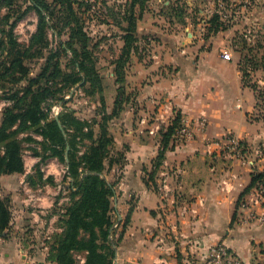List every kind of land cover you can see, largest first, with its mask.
I'll list each match as a JSON object with an SVG mask.
<instances>
[{"label": "crops", "instance_id": "0c3cea01", "mask_svg": "<svg viewBox=\"0 0 264 264\" xmlns=\"http://www.w3.org/2000/svg\"><path fill=\"white\" fill-rule=\"evenodd\" d=\"M203 19L182 30L179 20L171 28L147 27L145 32L157 38L150 55L154 60L132 65L133 95L112 119V154L123 157L121 163L107 161L104 173L114 183L112 219L122 224L114 264H210L219 245L245 264H264V194L256 201L248 197L247 207L238 205L253 173L264 169V121L251 116L256 97L237 61L220 52L231 30L213 32L206 45ZM176 111L190 120L194 134L171 141L157 172V184L167 174L169 190L163 191L148 183L162 148L160 131L149 132L150 120L166 123ZM227 133L247 144L245 156L220 147ZM26 146L25 170L0 175V195L9 197L12 211L10 225L0 234V264H58L51 258L52 245L54 235L63 231L60 218L70 203V178L64 174V195L59 182L64 163L50 157L37 170L41 156L32 150L41 146ZM78 256L85 261V254Z\"/></svg>", "mask_w": 264, "mask_h": 264}, {"label": "trees", "instance_id": "16d2710c", "mask_svg": "<svg viewBox=\"0 0 264 264\" xmlns=\"http://www.w3.org/2000/svg\"><path fill=\"white\" fill-rule=\"evenodd\" d=\"M148 1L127 0V26H122L125 30V45L116 65V74L120 76L127 57L132 51L138 50L137 15L143 12ZM91 7V3L86 0H0V101L8 102L2 110L0 121V175L25 170V146L32 142L40 144L42 149L32 150L33 154L41 156L37 170L50 157H57L67 165L65 178H70V203L60 218L63 231L54 235L51 255L58 264H114L116 257L118 240L112 241L109 237L115 189L114 183L109 182L104 173L107 161L110 165L114 161L121 163L123 157L118 155L116 158L112 154L115 140L109 133L108 123L121 113L130 97L124 98L123 87L119 85L112 110H107L102 99L104 107L99 112L101 116L94 119H83L77 117L75 111L70 112L67 107L69 99L65 98L66 91L75 84L81 82V86H85L95 70L91 36L85 21L75 12L85 8L89 10ZM31 9L37 11L39 21L30 43L24 44L18 40L16 28ZM57 11H61L63 15L56 13ZM221 18L220 14H216L207 20L208 30L204 35L206 39L213 32L228 28ZM179 21L183 24L186 22L184 18ZM50 28L58 34L60 49L48 50L41 71L37 75H30V61L45 54L44 49L50 44ZM64 30L68 35L66 41L61 38ZM244 47H247L246 42ZM69 52L71 56L68 55L66 63L69 73H65L67 71L61 67L63 63L60 62V56L61 53ZM243 58L249 64L256 59H249L246 55ZM257 64L258 62L253 65L254 68ZM241 70L243 73L247 72L245 67H241ZM94 78L99 81L97 73H94ZM118 80L120 82L121 77ZM244 82L254 90L259 87L251 81ZM61 91V96H58ZM55 103H61L62 108L64 107L58 115L52 113ZM57 116L63 128L60 127ZM181 117L178 112L173 123L166 130H160L162 148L148 183L155 180L153 175L162 164ZM95 126L99 128L95 129ZM37 135L42 136V139L38 140ZM85 139L89 141L87 149L80 152V145ZM48 180L51 181L52 178ZM260 180H264V170L253 173L252 182L242 192L238 205ZM10 206L9 197L0 195V234L10 225ZM80 254H85V261L82 263L78 256Z\"/></svg>", "mask_w": 264, "mask_h": 264}, {"label": "rangeland", "instance_id": "374dc122", "mask_svg": "<svg viewBox=\"0 0 264 264\" xmlns=\"http://www.w3.org/2000/svg\"><path fill=\"white\" fill-rule=\"evenodd\" d=\"M86 1L91 3V9L86 10L85 8V10H75V12L85 21L86 29L91 36L90 45L91 48H93L92 59L95 63V70L92 72L91 80L88 81L85 86H81V82H79L65 93V98L69 99L67 106L68 110L70 112L75 111L77 117L79 116L83 119L100 118L101 115L99 112H101L103 109L102 107H104L102 105V99H104L105 107L108 110L112 98L119 92V85L123 87L124 98L133 95L130 82H128V75L134 69L132 65L136 61L150 64L154 60L150 55H152L151 53L156 47V43L154 44V42L157 38L155 34L145 32L148 26L156 24L165 29L171 28L174 27L176 21L184 18L186 22L184 24L180 23L181 27H179L181 29L178 28L182 30L184 26L190 22L195 25L200 19L204 18L208 20L213 18L216 14H220L226 19L225 24L228 25V28L222 30H231L228 41L223 45L220 44V52L223 57L225 50H229L232 53V59H235L238 63L240 76L243 82L251 81V83L259 85L257 90H254L251 86L245 84L249 86V88H252L250 89L254 91L256 97L257 106L254 114L251 115L252 118L264 121V67H262V63H264V0H214L213 2H209L210 0H149L143 12L137 15L136 34L138 40L136 41V45H138V50L132 51L131 55L127 57L121 76L116 74V65L118 58L123 53L125 45V40L123 38L125 30L122 26H127L125 18L128 2L127 0ZM56 13L63 15L61 11H57ZM38 21L39 15L35 9H31L27 16L20 21L17 25L16 33L21 43H30L31 36L37 29ZM60 27L63 29L62 26ZM54 28L56 29V26ZM207 30L206 28L204 35ZM57 35L58 34L54 33V29H49L50 44L44 49V52H46L45 54L36 56L30 61V75H37L41 71L48 50L60 49L58 46L59 37ZM202 37L205 38L206 36ZM61 38L64 39V41L68 38L66 30L63 31ZM211 40L212 39L208 37L204 40L205 44H211ZM245 42L247 43L246 48L244 47ZM68 55L71 56V52L68 54L61 53L60 56V62L63 63L61 67L64 71H67L65 73H69V70L66 68ZM244 55L253 60L256 57L254 63H247L246 58L242 59ZM256 62H258V64L256 68H254L253 65ZM241 67H245L247 72L243 73ZM94 73L99 75V81L94 78ZM119 77H121L120 82H118ZM61 94L62 91L57 95L61 96ZM0 102L1 121L2 110L8 105V102L6 100ZM63 108L61 103H55L52 108V113L58 115ZM177 114L178 112L176 111L166 123L158 121L162 124V129L166 130L167 127L173 123ZM156 121V119L150 120V122L153 123ZM108 124L109 133L114 137L112 127L116 128V125L113 124V120L109 121ZM98 128V126H95V129ZM246 145L247 144L244 143L243 146ZM25 148H27V146H25ZM81 149H83L82 143L80 145V150ZM27 159H29V156H27ZM62 165L64 171L62 170L59 175V182L62 183L61 192L66 195V184H63V182H66L64 178L66 165ZM153 176L156 180L157 173L155 172ZM155 180H151L152 186L157 189L158 184Z\"/></svg>", "mask_w": 264, "mask_h": 264}, {"label": "built area", "instance_id": "2783aa9c", "mask_svg": "<svg viewBox=\"0 0 264 264\" xmlns=\"http://www.w3.org/2000/svg\"><path fill=\"white\" fill-rule=\"evenodd\" d=\"M207 19H203V26L201 29L202 35H204L205 31V23ZM225 20L223 18V22L225 23ZM224 58L227 60H232V53L229 50L224 51ZM147 120V119H145ZM205 121H203L202 124H204ZM162 129V124L158 121H156L151 128L149 129V132L151 134H157ZM193 126L190 120L181 117L180 125L176 130L175 137L179 140H187L189 138L193 137ZM223 144V145H221ZM244 143L239 140L234 135H230V133L226 134V140L223 143H220V147L225 146V149L231 148L233 152L238 153L239 155H246V152L244 150ZM256 155L262 156L263 152L260 149L256 150ZM158 183V181H157ZM158 188L163 191L169 190V182L167 180V174L163 173L162 177L160 178ZM264 194V180L258 181L247 193V197L244 196V198L241 200L240 206L241 207H247L250 203V198L259 200ZM122 224L121 221L118 220L116 217L113 218L112 225L110 228V239L112 241H115L118 237V230L121 228ZM210 264H245L241 261L238 255H236L232 250H230L225 245H219L214 248L212 252V256L209 261Z\"/></svg>", "mask_w": 264, "mask_h": 264}, {"label": "water", "instance_id": "95a60500", "mask_svg": "<svg viewBox=\"0 0 264 264\" xmlns=\"http://www.w3.org/2000/svg\"><path fill=\"white\" fill-rule=\"evenodd\" d=\"M57 120L59 121V125H60V127L63 128L58 116H57ZM69 148H70V146L68 145V146H67V150H69Z\"/></svg>", "mask_w": 264, "mask_h": 264}]
</instances>
